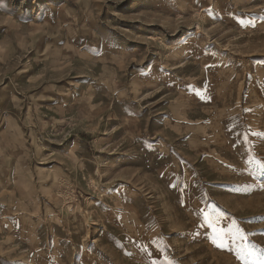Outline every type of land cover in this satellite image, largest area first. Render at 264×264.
<instances>
[{
    "label": "rangeland",
    "instance_id": "obj_1",
    "mask_svg": "<svg viewBox=\"0 0 264 264\" xmlns=\"http://www.w3.org/2000/svg\"><path fill=\"white\" fill-rule=\"evenodd\" d=\"M0 264H264V0H0Z\"/></svg>",
    "mask_w": 264,
    "mask_h": 264
},
{
    "label": "snow or ice",
    "instance_id": "obj_2",
    "mask_svg": "<svg viewBox=\"0 0 264 264\" xmlns=\"http://www.w3.org/2000/svg\"><path fill=\"white\" fill-rule=\"evenodd\" d=\"M241 239H243V237H240Z\"/></svg>",
    "mask_w": 264,
    "mask_h": 264
}]
</instances>
